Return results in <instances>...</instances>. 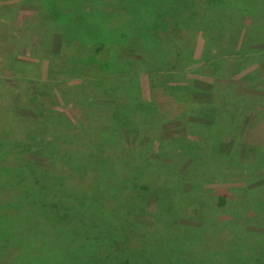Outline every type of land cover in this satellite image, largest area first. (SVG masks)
Instances as JSON below:
<instances>
[{"label":"rangeland","instance_id":"rangeland-1","mask_svg":"<svg viewBox=\"0 0 264 264\" xmlns=\"http://www.w3.org/2000/svg\"><path fill=\"white\" fill-rule=\"evenodd\" d=\"M162 1L173 21L187 19L168 33L183 44L128 22L117 38L99 36L117 42L100 52L116 73L95 79L71 60L80 47L67 41L68 15L0 0V154L24 160L32 178H63L67 198L98 194L74 201L56 239L37 236L44 249L0 250L8 264H264V0L122 3ZM194 1L210 8L191 19ZM83 5L70 10L93 28L103 16L86 19ZM37 91L47 119L27 98ZM14 190L0 197L25 221L36 211L47 236L71 205L30 206Z\"/></svg>","mask_w":264,"mask_h":264},{"label":"trees","instance_id":"trees-1","mask_svg":"<svg viewBox=\"0 0 264 264\" xmlns=\"http://www.w3.org/2000/svg\"><path fill=\"white\" fill-rule=\"evenodd\" d=\"M42 1L46 2V4L44 5L47 9L52 8V6L55 7L53 8V12L51 13V18L62 20L65 19V16L68 15L66 18L74 22L72 24L63 23L65 29L69 31L67 37V41L69 42V44L74 47L75 44L78 43L80 47V56H78L77 59L71 60H80L81 62H85V67H83V71H81V73L92 75L93 77H96L95 79H97V76L104 77L105 75H107L106 73H116V70L114 68L115 63L113 62V60H105L100 52L105 49L104 51L107 55L110 49L112 50V43L117 42L105 41L104 39L98 41L101 33L109 31L114 34L115 37V34L117 33L114 32H117L128 22L133 23V21H137L138 23L143 25L145 32H151L152 35H158L163 39V41L171 42L173 46H181L183 44V37H181V39L177 36L172 39L170 38V34L181 30V28H188L187 19L182 18L178 21H173L171 19L172 15L171 17H168L169 12L172 11L171 5L168 1H162V4L155 3L156 5L152 7L145 6L146 2L142 6L129 7L123 4L122 0H41V2ZM80 2H84L85 5H83V9L89 11V15L86 16V19H89L95 12H101L100 14L103 16V19H101L100 22L95 25V27L90 28L87 24V21L78 16L80 13L74 10H70V6L72 4H80ZM143 2L144 0H141V3ZM45 7L43 10L44 12L46 10ZM199 8L200 5L196 1H194V3L192 4L186 5L187 13H189L191 19L196 16L195 14H202L205 12V10L210 8V3L208 2L207 5L203 6L202 10H200ZM169 32L170 34H168ZM77 39H79V41ZM72 50L75 53L74 48H72ZM73 56L74 54L71 57L73 58ZM40 92L41 91L34 92L27 98L35 104L33 107V109H36L35 113L41 117L45 114L44 119H47L48 110L40 107L43 105L42 98H40ZM44 106L45 105H43V107ZM44 108L47 109L48 107ZM7 156L4 153L0 154V191H6L8 193L9 191H15L14 189H19L21 193L25 191L27 192V196L25 197V199L30 206H36L38 205V203H40V205L53 207L54 211L58 208V206H55V204L59 200L62 201V203H65V201H67L71 204L68 209L59 210L57 212L58 216L57 220L55 221L54 231L47 236V230L43 231V229L38 228V226L41 225V222L37 218L36 211H31V213L28 212L29 217L27 221H25V215H16L20 211L13 210L14 207L10 204H6L3 201L4 198L0 197V221H3L0 223V228L3 232V237L0 241V250L5 251L3 252V254H6L7 249L10 248L9 245H13L17 248L21 247V253H24V250H22V246L25 247L26 244L28 245V243L32 244L33 249H44L43 247H40V242L38 241L37 236H39L41 239L48 238L50 241L56 239V235L61 232V230L58 229L59 224L67 225L70 222L71 217L68 218V212L73 208V206H75L74 201L77 203L78 200V202L80 203L84 198L96 197L98 196V194H93L90 196H73L72 198H67V194L65 195V193L71 190L67 188L63 181V178L57 175L55 176L47 174L49 172L41 173L40 177L32 178L29 174L25 175V171H27V168L24 160H17L15 163ZM12 162L14 164H11ZM6 184L8 185L5 186ZM53 192H55V194H53ZM19 194L17 195V197L19 196ZM49 198L55 199V203L53 206L49 204ZM220 200L223 201L224 198L221 197ZM99 205L100 210L102 209L105 215H112V213H115L114 211L110 210L105 211L101 202ZM47 214L48 213L44 212L43 216L47 217ZM50 224L53 223H48L47 225ZM119 230L116 231L117 236H120ZM5 235L6 237H4ZM184 247L185 243L182 244L181 249H184ZM33 253L34 251H30V253L28 252L23 256H32L31 254ZM21 260L18 262L20 263ZM22 262L25 263V260L23 259ZM186 262L190 263L192 261L187 259ZM8 263L9 260L0 259V264ZM201 263L202 260L200 262H197V259L194 261V264Z\"/></svg>","mask_w":264,"mask_h":264}]
</instances>
